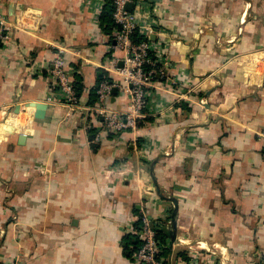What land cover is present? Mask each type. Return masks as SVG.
<instances>
[{
    "label": "crops",
    "instance_id": "0c3cea01",
    "mask_svg": "<svg viewBox=\"0 0 264 264\" xmlns=\"http://www.w3.org/2000/svg\"><path fill=\"white\" fill-rule=\"evenodd\" d=\"M102 2L0 0V264H132L143 214L170 222L169 264H264V0H131L169 65L119 135L90 99L107 72L130 111ZM60 50L75 106L47 103Z\"/></svg>",
    "mask_w": 264,
    "mask_h": 264
},
{
    "label": "built area",
    "instance_id": "2783aa9c",
    "mask_svg": "<svg viewBox=\"0 0 264 264\" xmlns=\"http://www.w3.org/2000/svg\"><path fill=\"white\" fill-rule=\"evenodd\" d=\"M103 1L102 5L105 3V0ZM110 1L114 8L113 21L119 27L113 31V43L110 48L113 52L123 53L121 65H115V72L123 77L130 94V111L128 114H119L108 108L112 90L120 87L114 80L104 81L98 85L95 90L96 102L93 109L99 117L104 119V129L109 133L119 135L128 128H134L138 119L146 117L145 110L149 96L147 88L156 83L158 79L165 77L169 61L164 48L161 49V44L154 43L150 39L155 29L154 21L149 19V21L142 22L136 13L128 12L125 6L131 0ZM0 24V32H2L4 27L1 17ZM134 32H137L144 40L134 43L131 38ZM1 40L3 36L0 34ZM150 54L154 55V61H150ZM146 64L151 66L150 70H145ZM52 67L57 94L50 95L47 103H53L59 99L62 104L75 106L77 100L73 91V74L67 67L62 50L52 60ZM161 226L160 221L152 220L147 214L141 216L138 228L133 230L140 244L131 254L132 264H163L164 259L161 254L165 246L156 237L157 229Z\"/></svg>",
    "mask_w": 264,
    "mask_h": 264
},
{
    "label": "trees",
    "instance_id": "16d2710c",
    "mask_svg": "<svg viewBox=\"0 0 264 264\" xmlns=\"http://www.w3.org/2000/svg\"><path fill=\"white\" fill-rule=\"evenodd\" d=\"M113 12H114V8L111 4V1L106 0L103 7H102L100 15H99V23H100V28L103 30V32H105V34L109 36V43H113V40H112L113 31L119 28L118 25L115 24L113 21ZM131 38H132V41L134 43H140L144 40V38L141 37L137 32H134L131 35ZM149 58H150V61H154V55L153 54H150ZM67 67H69V66L67 65ZM144 68H145V70H150L151 66L149 64H146L144 66ZM99 75H101V76L99 77V79L96 83V86L92 91L93 96L90 98L92 100L91 105H93L94 101L96 102L95 90L98 87V85L104 81H111L112 80L109 77L107 72H104L103 74H99ZM82 88L83 87L81 85L80 78L77 75L76 76L73 75V91H74L76 98H78L79 95L81 94ZM138 126H139V124H138ZM139 223H140V220H138L137 228L139 226ZM159 229L160 230L157 231L156 237H157V240L165 246L161 255L163 256V259H164L163 264H167L166 254L168 256L169 248H167L166 243H167V239L169 237L170 231L168 228H162V229L159 228ZM139 244H140V242L138 241L137 236L134 233L122 237L121 246L124 249L123 251L127 257L131 258L132 252L134 250H136V248L139 246ZM179 255H183V257H184V254H182V253H180Z\"/></svg>",
    "mask_w": 264,
    "mask_h": 264
},
{
    "label": "water",
    "instance_id": "95a60500",
    "mask_svg": "<svg viewBox=\"0 0 264 264\" xmlns=\"http://www.w3.org/2000/svg\"><path fill=\"white\" fill-rule=\"evenodd\" d=\"M130 5V4H128ZM117 89L112 90V94H116ZM29 106L34 107L35 112H34V118L35 119H43L45 117L47 105L43 103H31ZM24 140V136L20 137V141L22 142Z\"/></svg>",
    "mask_w": 264,
    "mask_h": 264
},
{
    "label": "rangeland",
    "instance_id": "374dc122",
    "mask_svg": "<svg viewBox=\"0 0 264 264\" xmlns=\"http://www.w3.org/2000/svg\"><path fill=\"white\" fill-rule=\"evenodd\" d=\"M0 179H1V177H0ZM2 185H3V184L1 183V184H0V188H3ZM1 196H3V195H1ZM1 196H0V204H1V205H4V204H5V199H4V197H1ZM14 201H15V200H14ZM16 215H17V214H13V215H12V216H13V219H12L13 221L18 220V218H17ZM160 222H161V224H162L161 229H162V228H168V229H169V227H166V224L169 223V224H167V226H169V225H170V222L167 221L166 224H165V220H163V219H162ZM135 229H137V227H136ZM158 230H160V229H157V231H158ZM173 243H175V242L172 241V244H173ZM181 246H182V245H181ZM186 250H187V249H186ZM182 253L185 254L184 251H183ZM185 255H186V254H185ZM166 258H167V257H166ZM193 260H195V258H194ZM169 263H170V261H167V264H169ZM197 263H198V261H196V260L190 262V264H197Z\"/></svg>",
    "mask_w": 264,
    "mask_h": 264
}]
</instances>
